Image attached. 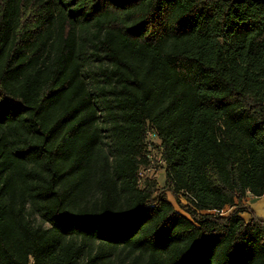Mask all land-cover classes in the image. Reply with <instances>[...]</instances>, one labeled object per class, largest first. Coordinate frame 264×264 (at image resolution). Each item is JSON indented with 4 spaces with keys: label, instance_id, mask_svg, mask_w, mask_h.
I'll return each mask as SVG.
<instances>
[{
    "label": "trees",
    "instance_id": "obj_1",
    "mask_svg": "<svg viewBox=\"0 0 264 264\" xmlns=\"http://www.w3.org/2000/svg\"><path fill=\"white\" fill-rule=\"evenodd\" d=\"M146 129L161 188L138 183ZM246 195L264 196V0H0V264L92 245L264 264Z\"/></svg>",
    "mask_w": 264,
    "mask_h": 264
},
{
    "label": "rangeland",
    "instance_id": "obj_2",
    "mask_svg": "<svg viewBox=\"0 0 264 264\" xmlns=\"http://www.w3.org/2000/svg\"><path fill=\"white\" fill-rule=\"evenodd\" d=\"M95 68V64L89 63L88 69L86 70H93ZM154 175V177H153ZM143 176L152 178L157 185L161 188L164 185V174L163 171H157L156 173L153 172H143ZM168 202L172 204L175 211L178 213H182L170 194H166ZM181 203L185 204L184 200L181 199ZM27 217L32 222L34 226H40L42 228H48V224L43 222L40 217L35 214L32 210L28 209ZM96 249L97 247L92 245V248H89L87 257L92 259L91 262H87V258L84 257L80 260L79 264H118L119 260L121 264H145V254L144 252L140 251H123L121 255L117 256L116 254H109L106 257L102 258L100 256H96Z\"/></svg>",
    "mask_w": 264,
    "mask_h": 264
},
{
    "label": "built area",
    "instance_id": "obj_3",
    "mask_svg": "<svg viewBox=\"0 0 264 264\" xmlns=\"http://www.w3.org/2000/svg\"><path fill=\"white\" fill-rule=\"evenodd\" d=\"M144 156L146 158L145 168L140 170V180L138 183H142L144 179H152L150 177L143 176V172H153L156 173L158 170L162 171L164 161L161 155V145L160 140L156 133L151 129H146L144 134ZM154 177V175H153ZM141 186V185H139ZM229 209H224L219 213L221 215L227 214ZM215 213V212H212Z\"/></svg>",
    "mask_w": 264,
    "mask_h": 264
},
{
    "label": "crops",
    "instance_id": "obj_4",
    "mask_svg": "<svg viewBox=\"0 0 264 264\" xmlns=\"http://www.w3.org/2000/svg\"><path fill=\"white\" fill-rule=\"evenodd\" d=\"M243 204L247 212L241 214V218L248 221L251 217H255L257 220L264 222V196L253 198L246 195Z\"/></svg>",
    "mask_w": 264,
    "mask_h": 264
}]
</instances>
